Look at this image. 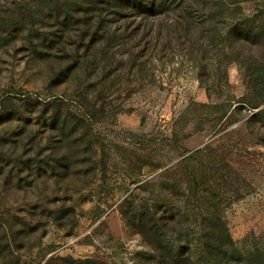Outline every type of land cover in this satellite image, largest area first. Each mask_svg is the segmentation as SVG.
<instances>
[{"label":"rangeland","instance_id":"374dc122","mask_svg":"<svg viewBox=\"0 0 264 264\" xmlns=\"http://www.w3.org/2000/svg\"><path fill=\"white\" fill-rule=\"evenodd\" d=\"M256 256L264 0H0V264Z\"/></svg>","mask_w":264,"mask_h":264},{"label":"trees","instance_id":"16d2710c","mask_svg":"<svg viewBox=\"0 0 264 264\" xmlns=\"http://www.w3.org/2000/svg\"><path fill=\"white\" fill-rule=\"evenodd\" d=\"M143 6H144V4H143ZM147 7V6H146ZM155 5L153 6V8L152 7H148V9H155ZM147 9V8H146ZM30 26H32L33 24L31 23V24H29ZM230 256V255H229ZM225 257H228V256H225ZM250 258V257H249ZM255 259L257 260V261H260L261 262V264H264V256H256L255 257ZM246 261H243V262H245V263H242V264H253L254 262L253 261H249V260H247V259H245ZM233 260H229L228 261V264H233Z\"/></svg>","mask_w":264,"mask_h":264}]
</instances>
